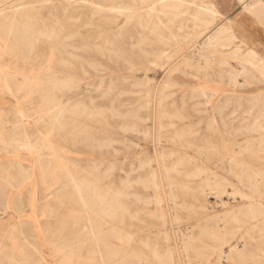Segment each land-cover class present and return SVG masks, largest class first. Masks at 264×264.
Masks as SVG:
<instances>
[{
  "label": "rangeland",
  "instance_id": "obj_1",
  "mask_svg": "<svg viewBox=\"0 0 264 264\" xmlns=\"http://www.w3.org/2000/svg\"><path fill=\"white\" fill-rule=\"evenodd\" d=\"M186 2H195L201 7L211 4L216 13L204 14L202 22H198L191 12H179L171 23L173 14L165 12L159 0L81 1L85 5L94 3L105 10H109L114 3L126 11L133 9L135 12H145L149 6L158 7V18L153 16L147 22L148 16H143L140 26L136 21L128 22L124 18L81 13V9L75 13L72 7L64 13V0H7L17 8L30 3L44 6L42 21L56 20L62 33L70 34V41L66 42L67 51L75 49H71V43L74 47L90 48L91 51L87 53L89 60L79 59L76 63L86 68L85 73H77L80 79L78 89L48 92V97H54L59 103L55 109L40 90L13 88L12 92L0 93V195L5 194V198H0V260L9 254V232L13 231L21 240L19 245L22 249L26 248V256L31 263L37 258L36 246L40 238L57 229L69 217L84 219L88 216L74 183L62 176L55 159L56 151L68 158L78 182L92 174L95 180L91 185L92 198L99 196L107 204L88 205L90 209L108 210L117 192L121 163L139 166L141 162L152 160V166L157 168L155 120L158 125L159 122L168 125L167 115H164L166 111L193 110V107L201 110L204 120L201 127L205 128L207 117L204 110L207 107L224 108L225 113L253 106L264 107V72L261 71V62L264 63V0ZM71 13L75 16L70 21ZM216 38L221 39L220 44L210 45ZM159 48L165 51L163 60L152 56L153 50ZM80 49H77L78 53L83 55ZM49 51L50 45L43 41L36 46L29 61L20 62L6 55L0 56V64L10 67L9 73L19 85L23 82V70L35 68L44 73ZM90 61L96 63V69L89 66ZM128 64L132 65V71L124 68ZM66 71L59 74L58 80L72 77L69 69ZM72 103H78L80 107V112L74 117L70 115ZM66 107L68 111L61 114L60 109ZM148 107L150 113H147ZM128 114L145 121L149 135L141 134L136 139L139 153L134 154L132 160H121L117 154L118 124L126 120ZM55 118H58V129L52 143L56 151L46 140ZM20 121L29 135L32 153L17 151L22 141L15 143L13 148L8 147L10 139L17 135L13 129L20 126ZM158 125V132L165 134L167 129ZM189 127L193 125L185 128ZM159 145L157 148L160 150L163 145ZM145 168L150 172L149 165ZM142 175L145 177L144 173ZM2 176H9L12 184L2 183ZM59 176L62 178L58 181ZM188 179L192 182L191 178ZM192 184L195 185L193 182L188 185ZM137 189L149 201V210L158 220L162 214L167 217L169 227L175 214L179 216L180 225L186 227L189 215L200 205L193 199L192 191L186 190L183 184L176 186L174 194H171L170 187L165 183V187L160 189V206L152 189L145 191L141 184L137 185ZM227 201L228 208L239 207L243 202L239 196L236 199L230 197ZM212 202L214 200L210 198L209 203ZM223 209L216 207L215 211L222 214ZM26 241L30 245H26Z\"/></svg>",
  "mask_w": 264,
  "mask_h": 264
},
{
  "label": "bare ground",
  "instance_id": "obj_2",
  "mask_svg": "<svg viewBox=\"0 0 264 264\" xmlns=\"http://www.w3.org/2000/svg\"><path fill=\"white\" fill-rule=\"evenodd\" d=\"M81 1L85 2V0L72 2L64 0L63 12L66 13L68 8L72 7L71 10L75 13L81 9V13H99L105 18H124L128 22L136 21L140 26L143 24L141 22L143 16H148L147 22L151 21V17H157L158 7L155 6H149L145 12H135L133 9L126 11L124 7L114 3L109 10H105L96 7L94 3L85 5ZM159 2L165 12L173 14L171 23H174V17L179 12H191L198 22H202V15L216 13L211 4L201 7L195 2L190 4L186 0H159ZM43 9L44 6H35L32 3L17 8L7 3V0H0V56L10 55L20 62H26L34 56L39 43L44 41L50 45L48 57L44 62V73L35 68L23 70L21 71L23 82L19 85L14 76L10 75L8 70L10 67L0 64V93L12 92L13 88L40 90L55 109L59 103H56L54 97L49 98L48 92L62 91L66 88L78 89L80 79L77 73H85L86 68L83 64L76 63L79 59L89 60L90 55L87 53L91 50L74 47L71 43V49H75L67 51L66 42L70 41V34L64 35L56 20L42 21ZM55 10L56 8L53 11ZM73 16L75 15L72 14L68 19L73 20ZM154 34L157 35L156 32ZM220 42L221 39L216 38L210 42V45L212 43L219 45ZM77 49L84 54H79ZM164 54L162 48L152 52L153 58L157 60H163ZM89 66L97 68L96 63L92 61ZM124 68L132 71L133 67L128 64ZM67 69L72 77L69 79L65 76L64 79L58 80L59 74L67 72ZM261 71L264 72L262 62ZM67 111V107L60 109L61 114ZM79 112L78 103L70 104V115L74 117ZM200 112L201 110H195L194 107L193 110L183 108L176 112L166 111L164 113L168 118L166 126L161 122L158 125L155 120L157 168L152 166V160L141 162L139 166H135L134 163L128 166L121 163L117 192L110 204L111 207L108 210L102 208L100 211L89 207L93 204L98 206L107 204V201L99 196H96L97 199L92 198L91 185L95 182L92 174L89 173L84 181L78 182L68 158L59 154L52 143V138L58 129L56 124L58 118H55L46 140L56 151L55 159L62 170V176L74 183L82 205L86 208L84 210L89 214L84 219L69 217L58 225L57 229L40 238L38 247L36 246L37 258L32 262L35 264H264V107L235 109L231 113H225L224 108L208 109L207 107L204 110L207 117L205 128L201 127L204 120ZM147 113H150V107L147 108ZM236 114L238 116H234ZM23 115L27 117L24 113ZM146 124L145 121L136 119L134 114H128V118L118 124L119 159L132 160L134 154L139 153L135 141L141 134L149 135ZM157 125L161 129L166 128V133L158 132ZM187 125L193 127L186 129ZM63 127L66 128V123ZM13 131H16L17 135L10 139L8 147L13 148L15 143L22 141V146L16 150L32 153L24 123L20 121V126ZM157 142L163 145L160 150L157 148ZM146 165H149L150 172H147ZM62 176H59L58 181ZM188 178H191L195 185H188L192 183ZM1 179L2 183L12 184L9 176H2ZM165 183L170 187L171 194H174L176 186L183 184L186 190L192 191L193 199L200 204L189 215L186 227L180 225L177 214L171 217V227L164 214L158 220L149 210V201L143 194L138 193L139 184L145 191L152 189L160 206V189L165 187ZM238 196L242 199V204L239 207L228 208L227 200L230 197L236 199ZM0 198H5V194L1 193ZM210 198L214 200L213 204L209 203ZM216 207L224 208V213H217ZM7 238L10 244L9 254L7 253V256L0 260V264H29L26 248L22 249L19 245L21 240L13 231L9 232ZM26 243L30 245L29 241Z\"/></svg>",
  "mask_w": 264,
  "mask_h": 264
}]
</instances>
